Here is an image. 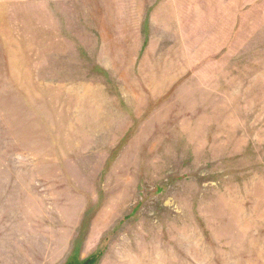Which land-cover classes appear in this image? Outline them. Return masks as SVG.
<instances>
[{
	"label": "rangeland",
	"instance_id": "1",
	"mask_svg": "<svg viewBox=\"0 0 264 264\" xmlns=\"http://www.w3.org/2000/svg\"><path fill=\"white\" fill-rule=\"evenodd\" d=\"M264 264V0H0V264Z\"/></svg>",
	"mask_w": 264,
	"mask_h": 264
},
{
	"label": "trees",
	"instance_id": "2",
	"mask_svg": "<svg viewBox=\"0 0 264 264\" xmlns=\"http://www.w3.org/2000/svg\"><path fill=\"white\" fill-rule=\"evenodd\" d=\"M95 261H96V257L95 256H93V257H91L88 261H86V263H80V262H78V261H71V262H69V263H67V264H94L95 263Z\"/></svg>",
	"mask_w": 264,
	"mask_h": 264
}]
</instances>
